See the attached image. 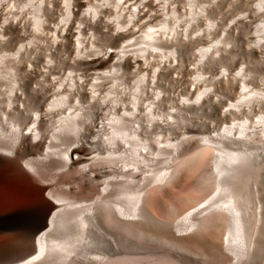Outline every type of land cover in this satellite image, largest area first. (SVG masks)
Returning a JSON list of instances; mask_svg holds the SVG:
<instances>
[{"label":"bare ground","instance_id":"1","mask_svg":"<svg viewBox=\"0 0 264 264\" xmlns=\"http://www.w3.org/2000/svg\"><path fill=\"white\" fill-rule=\"evenodd\" d=\"M207 9L179 19L175 0H0V233L28 243L0 264H195L182 241L212 228L224 229L231 264L255 261L264 228V116L170 140L180 126L194 131L191 115L220 103L219 81L204 72L185 98L175 86L190 71L188 46L216 27L190 32ZM262 9L259 0L255 12ZM253 30L249 54L259 52L264 64V21ZM228 45L200 47L194 70ZM248 77L242 66L229 77L241 85L223 115L264 105V87H248ZM184 186L203 194L172 223L175 238L146 235L149 223L169 221L157 215L162 200ZM41 191L49 203L39 204ZM140 241L175 257L129 256Z\"/></svg>","mask_w":264,"mask_h":264},{"label":"rangeland","instance_id":"2","mask_svg":"<svg viewBox=\"0 0 264 264\" xmlns=\"http://www.w3.org/2000/svg\"><path fill=\"white\" fill-rule=\"evenodd\" d=\"M175 1L177 5L176 14L177 16H179V19L189 18L191 14L198 13L200 11L199 8H201L202 6H208V9L205 11V13H203V15L200 14V18L197 21L193 22L190 30L192 34L198 32L199 30L205 29L206 25L211 24V22L216 25V27L210 34L204 36L199 41L192 42V44L188 46L189 49H187L186 51L188 59H185L184 64L186 63L185 65H188V69L190 71H188L185 76L182 77V80L176 82L175 86L177 88V98L180 99L187 97L189 81L194 79V77L197 75L196 72H204V76L206 75L205 77L209 81L211 79H213L211 81H219L218 83H216V85H214V89L217 96H220V103L218 105V109L216 111H213L211 114L206 115V113H203L200 115H191L193 125L195 126L193 128L194 131L185 132V129L180 126L177 129L174 138L170 139L171 142L177 139L179 140L188 138L190 136H193L194 139H198L199 137L201 138L204 136H210L211 134H213V132L216 133L218 129L220 131L223 126L229 125L235 120V122H239L240 120L242 121V119L256 120L258 116H264V105L258 108L259 113L258 110H256L254 113L252 112L251 114H248V117L242 112L230 113L228 115L225 114L226 116L222 114L223 109L228 108V105L232 104L236 100V97L240 91L241 84L238 82H233L231 79H229V77H231L240 66L245 68V72L247 74L249 73V79L247 80L248 87L253 89L264 87V64H261L258 59L261 54L259 52L255 54H249V46L253 45V40L256 39L257 35L253 30V25L259 23V21H264V9H262L260 12H255L256 3L259 0H195L196 2L193 0L192 2L191 0ZM4 10L6 12L7 9L4 8ZM246 15H248L247 18H245ZM228 27L230 28V31L226 34L223 33L224 29ZM217 40H225L226 42H229V51L221 52V54L217 56L218 59L214 63L213 61H209L210 63L208 62V65L204 67L205 69H196L195 71L194 66H192L194 63L193 59L195 58L193 56V53L197 52L200 47L206 46L209 43L215 42ZM109 46V43L102 42V48H108ZM211 65L212 67H209ZM224 70H227L230 74L228 78H221L220 73ZM208 80H206V83L204 82L206 87H209V84L211 82H209ZM194 143L197 144L196 142ZM228 148L229 147H227V149ZM217 152L218 151H215V153ZM167 186H169L167 188H170L171 185ZM184 187L185 188L181 192H179L177 196H174L173 198L169 197L166 199V201L162 200V205L160 206V210L157 215L161 220L163 218V221H169L163 224L149 223V226L144 228V230L146 229V232L147 230L150 231V233L149 231L147 232L149 234H146V232L144 231L146 235L152 236L154 233L153 236L159 239H170V237H173L172 239L175 238L173 236L175 229L173 228L172 223L180 218L189 208L194 206L192 203L194 202V200H192V198H200L202 197L200 196V194H203L198 193L196 188L194 187ZM187 188L188 190H186ZM212 190L213 188H210V190L207 189L206 193L203 195V198L209 196L212 193ZM156 191L157 196L161 195L159 189ZM40 197V205L49 203L47 195L44 191L40 192ZM196 202L194 203L196 204ZM218 229L219 228H217V230L216 228H212L209 230H205L204 232H196L192 234V237L183 239L182 243L186 246H189L195 253L196 258L201 261L200 263L195 264H231L232 257L230 253L224 248V242L226 238L225 231L223 228H220L219 230ZM260 236L262 237L261 239H259L256 246L257 258L253 259L255 261L250 260L249 264H264V228ZM144 242L140 241L136 245H134L136 251L134 250V247H132L131 249H133L135 252L130 250L129 256L141 257L147 261H154L157 258L165 256L168 253L172 256L170 252L164 251L165 248L163 246L156 245L155 243L152 244L153 242H149L147 245ZM139 245H141V247ZM27 246L28 243H23L20 238L16 237L13 240L6 238L5 235L0 233V259H5L7 257L14 256L15 254L19 255L23 253ZM165 252L166 254H164ZM172 257L173 260L175 256ZM175 259L176 260L174 261L178 262V264H185L177 261V258Z\"/></svg>","mask_w":264,"mask_h":264}]
</instances>
